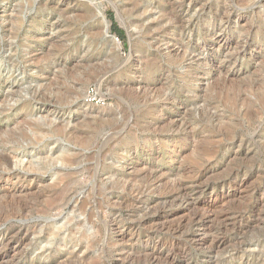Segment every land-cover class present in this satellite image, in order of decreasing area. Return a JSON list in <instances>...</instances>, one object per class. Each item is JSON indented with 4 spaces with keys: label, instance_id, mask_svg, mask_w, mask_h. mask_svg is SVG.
<instances>
[{
    "label": "rangeland",
    "instance_id": "1",
    "mask_svg": "<svg viewBox=\"0 0 264 264\" xmlns=\"http://www.w3.org/2000/svg\"><path fill=\"white\" fill-rule=\"evenodd\" d=\"M263 100L264 0H0V264H264Z\"/></svg>",
    "mask_w": 264,
    "mask_h": 264
},
{
    "label": "bare ground",
    "instance_id": "2",
    "mask_svg": "<svg viewBox=\"0 0 264 264\" xmlns=\"http://www.w3.org/2000/svg\"><path fill=\"white\" fill-rule=\"evenodd\" d=\"M99 13H100V12H99ZM101 15H102V13H101ZM102 16H103V15H102ZM101 18H102V17H101ZM103 20H104V22H105V24H106V25H105L106 28H104L106 31H105V30H104V31H105L107 37H109V35H110V27H109V24H110V23L106 20V18H105L104 16H103ZM104 22H103V24H104ZM13 26H14V25H13ZM18 29H19V28H18ZM110 36H111V35H110ZM111 37H112V36H111ZM113 37H114V36H113ZM119 44H120V43H119ZM119 46H120V45H119ZM118 49H119V48H118ZM259 96H261V95H259ZM263 101H264V100H263ZM261 104H262V103H261ZM35 125H36V124H35ZM35 127H36V126H35ZM40 127H41V126H40ZM40 127H39V128H40ZM45 127H46V126H45ZM45 127H44V128H45ZM50 129H52V128H50ZM53 131H54V129H53ZM24 134H25V133H24ZM60 135H61V134H60ZM56 136H57V135H56ZM58 136H59V135H58ZM9 142H10V141H9ZM9 142H8V143H9ZM15 142H16V141H15ZM15 142H14V143H15ZM37 142H38V141H37ZM40 142H41V141H40ZM40 142H39V143H40ZM3 143H4V142H3ZM3 143H2V146H4ZM34 143H36V142H34ZM39 143H37V144H39ZM4 144H5V143H4ZM16 144H17V143H16ZM17 145H18V144H17ZM17 145H16V146H17ZM33 145H34V144H33ZM13 146H15V145H13ZM16 146H15V147H16ZM19 147H20V146H19ZM1 159H2V158H1ZM4 159H5V158H4ZM5 160H6V159H5ZM3 163H4V162H3ZM19 164H20V163H19ZM49 164H50V163H49ZM16 165H17V164H16ZM44 165H46V163H44ZM1 166H2V164H1ZM18 166H19V165H18ZM32 168H34V167H32ZM35 170H36V169H35ZM33 171H34V170H33ZM68 179H69V178H68ZM72 182H73V181H72ZM70 183H71V182H70ZM58 185H59V184H58ZM70 185H71V184H70ZM66 186H67V184H66ZM56 187H57V186H56ZM58 188H60V187H58ZM58 188H57V189H58ZM66 188H67V187H66ZM66 188H65V189H66ZM54 189H55V188H54ZM54 189H53V190H54ZM57 189H56V192H57ZM60 190H61V189H60ZM66 190H68V189H66ZM68 191H69V190H68ZM59 192H61V191H59ZM63 192H65V190H63ZM59 194H60V193H59ZM57 195H58V194H56V196H57ZM63 195H64V194H63ZM60 196H62V195H60ZM56 198H57V197H56ZM62 199H63V198H62ZM58 200H59V198H58ZM84 204H85V203H84ZM85 235H86V234H85ZM81 239H82V238H81ZM83 239H84V238H83ZM149 255H150V254H149ZM156 256H157V255H156ZM158 256H159V255H158ZM150 257H151V256H150ZM160 257H161V256H160ZM157 258H158V257H157ZM157 258H156V259H157ZM152 259H153V258H152ZM166 261H167V260H166Z\"/></svg>",
    "mask_w": 264,
    "mask_h": 264
},
{
    "label": "built area",
    "instance_id": "3",
    "mask_svg": "<svg viewBox=\"0 0 264 264\" xmlns=\"http://www.w3.org/2000/svg\"><path fill=\"white\" fill-rule=\"evenodd\" d=\"M115 39H116L117 41H119V38H118V37H115ZM87 96H89V101H90V102L99 101V99L97 98V96H96V94H95V91H94L93 89H90V90L88 91Z\"/></svg>",
    "mask_w": 264,
    "mask_h": 264
},
{
    "label": "trees",
    "instance_id": "4",
    "mask_svg": "<svg viewBox=\"0 0 264 264\" xmlns=\"http://www.w3.org/2000/svg\"><path fill=\"white\" fill-rule=\"evenodd\" d=\"M114 31L119 34L123 38L122 32L118 29V27L115 25Z\"/></svg>",
    "mask_w": 264,
    "mask_h": 264
},
{
    "label": "water",
    "instance_id": "5",
    "mask_svg": "<svg viewBox=\"0 0 264 264\" xmlns=\"http://www.w3.org/2000/svg\"><path fill=\"white\" fill-rule=\"evenodd\" d=\"M110 36V35H109Z\"/></svg>",
    "mask_w": 264,
    "mask_h": 264
}]
</instances>
